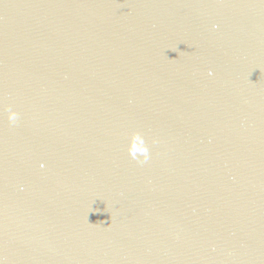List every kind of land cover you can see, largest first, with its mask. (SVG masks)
<instances>
[{"label":"water","instance_id":"water-1","mask_svg":"<svg viewBox=\"0 0 264 264\" xmlns=\"http://www.w3.org/2000/svg\"><path fill=\"white\" fill-rule=\"evenodd\" d=\"M0 264H264V0H0Z\"/></svg>","mask_w":264,"mask_h":264},{"label":"clouds","instance_id":"clouds-1","mask_svg":"<svg viewBox=\"0 0 264 264\" xmlns=\"http://www.w3.org/2000/svg\"><path fill=\"white\" fill-rule=\"evenodd\" d=\"M215 27H217V26L213 25V28H215ZM209 75H211V72H209ZM4 111L6 112V119H7L8 123L10 125H14L18 120L19 114L16 111H13L9 105H7L5 107ZM141 136H143V134H141L138 131H135L131 134L130 138L131 139H139ZM127 138H129V137L127 136ZM153 142H155V141H153ZM137 151H139L141 153V155L139 157L130 156L132 159L136 160L137 163H143L149 159V149H148V145L145 141L144 136H143V140L141 143V147H139L137 149ZM40 167L43 168L44 164L41 163Z\"/></svg>","mask_w":264,"mask_h":264}]
</instances>
